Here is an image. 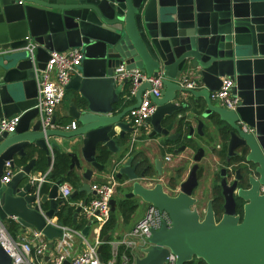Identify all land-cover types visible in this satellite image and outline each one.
<instances>
[{"label": "water", "instance_id": "water-1", "mask_svg": "<svg viewBox=\"0 0 264 264\" xmlns=\"http://www.w3.org/2000/svg\"><path fill=\"white\" fill-rule=\"evenodd\" d=\"M17 1L0 0V119L21 113L14 131L0 133V177L6 161L17 169L7 183L0 181V223L13 218L24 229L40 231L50 244L61 236V229L49 220L63 204L56 200L62 181L54 182L46 194L40 189L37 193L26 180L35 160H25L37 147L46 153L49 164L50 148L58 146L47 138L58 136L66 146L80 147L81 158L98 171L104 168L96 159L98 148L116 153V177L121 180L124 197L136 198V205L143 201L169 214L171 227L162 224L152 229L147 243L137 248L133 264H165L169 252L176 255L177 264L193 259L204 264H264V192L259 193V185H264V0ZM28 44H35L32 53L25 48ZM75 46L82 49L83 58L66 89L77 91L79 100L72 98L66 116L75 119L78 126L74 130H42L33 107L35 69L44 68L49 52ZM120 64L147 75L162 72L161 96L150 94L156 109L147 119L152 126L149 137L182 142L173 150L175 153L192 143L194 133L204 135L206 122L217 130L221 123L228 127L224 140L227 160L236 158L255 173V178H250L251 188L238 189L237 196L245 201L241 220L234 215L236 181L227 184L225 167L219 171L222 216L215 219L212 200L207 202L203 216L197 210L192 193L205 154L202 147L195 149L193 164L175 194L165 192L160 182L151 187L142 184L152 177L143 167L144 159L134 161L135 153L126 154L127 133L133 130L127 112L139 105L150 84L142 82L134 103L122 107L121 92L127 80L118 82L113 77ZM186 72L194 76L199 87L189 89L180 84ZM221 77L234 80L232 93L239 98L234 110L209 98L220 87ZM177 92L204 98L206 108L201 114L188 111L195 126L188 119L183 123L180 117L175 118L183 107L177 102ZM114 128H119V145ZM68 154L69 169L79 168L78 155ZM84 172L83 177L89 179L92 170ZM47 200L49 206L43 209ZM115 207L116 200L111 198L110 211ZM80 209V205L74 209L73 224ZM81 233L85 235L84 230ZM107 238L105 235L102 239ZM100 250L99 245L98 258L103 262ZM0 264H11L1 246Z\"/></svg>", "mask_w": 264, "mask_h": 264}, {"label": "built area", "instance_id": "built-area-1", "mask_svg": "<svg viewBox=\"0 0 264 264\" xmlns=\"http://www.w3.org/2000/svg\"><path fill=\"white\" fill-rule=\"evenodd\" d=\"M17 2L21 3V0ZM34 45L28 44L25 48L32 53ZM82 58L83 51L77 46L63 51H51L49 52V59L45 63L44 68L35 69L37 92L33 107L37 109V118L40 121L42 130L47 128L74 130L77 128V121H71L65 125L55 124L52 122V116L54 115L56 107L61 103L65 94L66 85L77 71ZM113 77L118 82L124 79L127 80V92L122 97L126 99L134 97L138 86L142 82H148L150 84V88L143 91L139 105L127 112V120L133 127L131 141L134 142L137 139L138 128L145 124L156 109V104L152 102L150 94L155 97L161 96L164 76L162 72H158L157 75H147L138 68H127L124 64H120L115 68ZM220 80L221 85L217 90L210 93V100L228 110L236 109L239 105V98L232 93L234 80L230 77H221ZM180 84L189 89L199 87L198 82L187 74L181 77ZM20 115L21 113L1 118L0 133L3 131H14L19 122ZM172 157L173 154L169 153L165 155L164 159L169 162ZM16 171L17 169L12 168L9 161H6L0 181L7 183ZM48 175L49 171H45L39 176H31L29 178L31 184L35 186L34 190L37 193L42 183L48 181ZM118 185L119 182L114 178H110L102 183L92 184L90 186V189L93 191L92 198L87 202L79 203L82 215L84 217H90L96 214L102 226L109 217L110 199L113 198ZM263 192L264 185H261L260 193ZM70 194L71 189L69 186L62 183L58 186V197L62 201L66 200ZM49 222L62 231L61 236L56 237L52 244L36 229L32 230L31 236L28 238L22 237L16 239L10 234L5 224L0 223V246L9 255L11 264H43L44 258L47 256L51 257L50 262L47 264H114V259L109 260L107 263L99 261L97 247L102 243L99 237H96L93 242H90L74 227L65 225L59 221L49 220ZM171 223V218L165 210H160L148 204L144 215L134 224L132 229L124 234L121 239L112 243L113 255L117 256L120 247H122L124 252L121 254L120 263L133 264V261H131L125 251L128 250L132 256L138 247L144 246L147 243L152 229H159L162 224L166 228H169L171 227ZM74 236L81 238L83 249L68 260L67 249L72 247ZM53 251H55V254ZM176 259V255L169 252L165 264H177ZM195 260L193 259L191 264H197Z\"/></svg>", "mask_w": 264, "mask_h": 264}, {"label": "crops", "instance_id": "crops-1", "mask_svg": "<svg viewBox=\"0 0 264 264\" xmlns=\"http://www.w3.org/2000/svg\"><path fill=\"white\" fill-rule=\"evenodd\" d=\"M69 48H71V47H69ZM188 73L189 72L182 74L181 77L185 76V74L188 75ZM192 78L195 79L194 76ZM126 89H127V87L124 90H122V92H121L122 97L125 95ZM177 97H179L177 102H180V104H182L183 107L175 113L176 114L175 118L180 117V119L183 121V123H184L185 119H188L187 121L189 122V124H192L195 126L196 121L191 119V117L188 115L189 114L188 111L193 110L195 113H197V115L201 114V112L206 108V102H205L204 98L203 97L195 98L190 94L183 95L180 92H177ZM72 98H76V101L79 100V95H78L77 91H74L73 89H66L61 103L56 107V109L54 111V115H55V122L54 123L55 124L63 123L62 125H65V124L70 123L71 121H76L75 119L66 116V113L68 111V106H69ZM123 99H124V101L126 100V102H122V104H123L122 107H124L128 104H132L135 101L134 97H131L129 99H126V98H123ZM32 123H33V120L30 122V126L32 125ZM165 123H168V120ZM221 124H222V126L225 125L224 123H221ZM220 127H221V125H220ZM205 129L209 130L217 138V142L214 145V148L213 149H212V147L209 148L208 158H209V160H212L213 166L215 165V170L217 168L216 173H218L220 171V169L222 168L220 162L223 163V162H227L229 160V159L227 160V148H226V146H224L225 145L224 140L221 138V135L219 133V129L217 130L213 126H210L209 124H207V122L205 123L203 130L205 131ZM114 131H115L114 138L117 140V142H118L117 144L119 145L121 143V139H119V137H118L119 128H114ZM151 131H152L151 123L147 120L144 125H142L138 128L137 135H136L137 139L134 142L131 141V132L127 133V144L129 145V147L127 148L126 154H127V156H129L132 153H135L134 161H136L140 158L144 159L143 160L144 161L143 167L144 166L147 167L148 176L152 177L151 179L142 180V184L145 187H151L152 185H154V183L160 182V183H162L163 190L165 192H167L170 195L175 194L177 192V188L179 186V183L182 181V179L179 178L180 173H178L174 176L168 177V178L164 177L165 179H163V177L160 176L161 175L160 174L161 169L166 164H168L171 167L173 165H176V164L177 165L182 164V165L186 166V172H185V175H186V173H188L187 171H189L190 167L193 164L192 156H193V153L195 152V149H193V147L190 144V145L186 146L185 149H183L182 151L175 153L173 150L175 148H177L178 146H180L182 144V142L170 143V142H165L163 139H160L159 137H149V134ZM195 136H197V134L194 133L193 138ZM75 139L76 138H74L73 140H75ZM47 141L48 142L54 141L58 146V148H50V157H51L50 163L47 164L46 153L43 150H40L39 148L34 147V149L31 150L30 154L25 159L26 161L30 158H33L35 160L33 170L31 171L30 175L28 176V178L26 180H29V178L31 176H39L40 174L44 173L45 171L50 172V170L52 168V163L54 160V153L55 152H60V153H64V154H68L69 152H75L80 159V167L79 168L74 167L71 170L69 169L70 156L68 154L69 163L67 166V170L70 174L65 173V175H64L65 178L62 180V184H66L67 186L70 187L71 193L73 191L77 190L76 194H74L72 197L68 196V198L66 199L67 205L73 207V213H74V209L76 208V206L79 205L80 202H82V203L87 202L90 198H92L93 191L90 189V186L92 184L102 183V182L107 181L110 178L116 179L119 183L121 182V180H119L116 177V173L118 171L117 170L118 165H116V162L119 160L118 155L116 153L110 152L105 148L109 152V154H108L109 156L105 162H99L98 161L100 164L104 165V168L102 169V171H98L95 168H93L89 163L85 162L81 158L80 147L76 148V147L66 146V144H64L63 139L61 137H58V136H50L47 138ZM167 146H169V147H167ZM223 150L226 153L225 158L224 157L221 158L218 155V152H222ZM169 153L173 154V157H172L171 161L167 162V161H165L164 157H165V155H167ZM23 163H25V161ZM200 166L201 165L199 164V167ZM178 168H179V172H180L182 170V167L180 166ZM44 169H46V170H44ZM86 169L92 170V174H91L89 179H85L83 177V174L85 173L84 171ZM141 169H142V167L140 168V170ZM202 169H203V167H202ZM213 170H214V167H213ZM183 172H184V168H183ZM214 178H215V176L213 177V179ZM172 179L178 180L177 186H175V188H173L170 185V180H172ZM46 182H44V183H46ZM44 183H42V185ZM42 185H41V187H42ZM84 185H87V188H84ZM46 193H41V194H46ZM124 193H125V190L122 189L120 184H119L116 187L115 194L113 195V198H115V200H116V207H115L114 211H110V212H117L116 225H115V228H114L112 235H111L112 238L109 242L110 251H111V258L109 260L114 259V264H121L120 263L121 259L118 260L117 256L113 255L112 243L121 239L124 236V234H126L127 232H129L132 229L134 224H136L142 218V216L144 215L146 208L148 206V203L143 202V201H140L137 205L134 204V202L137 199L136 198H125ZM123 198L131 199L132 203L134 205L133 211L126 217L123 216V214L117 210V200L123 199ZM56 200L62 201L59 197ZM48 206H49V201L47 200L42 205V208L47 209ZM60 208H61V205L58 206V210ZM7 220H13L16 224V229L12 232L10 231V234L14 238L20 239L22 237L28 238L29 236H31V232H32L33 228L24 229V227L21 226L20 224H18L13 218H7ZM50 220L59 221V217H58L57 212L52 218H50ZM72 220H73V214H72V219H71L70 224H65L63 222L62 223L65 225L71 226V227L76 226L74 228L79 230L80 233H81V231L84 230L85 235H83L82 233H81V235L84 236L90 242H93V240L96 237L100 238L99 235H100L101 224H100L99 218L96 214H94L90 217H84L82 215V213L79 211L77 214V217H76V223L75 224L72 223ZM55 239H56V237L53 239V242L55 241ZM102 242H104L103 239H102ZM53 245H51V246H53ZM82 249H83V244H82L81 238L79 236H74L72 247L70 249H67V253H68L67 259L70 260L71 257L77 255ZM119 251H120V249H119ZM53 253L55 254V251H53ZM136 254H138V251L134 252V254L131 257V261H133L134 256ZM50 259H51V257H48V256L45 257L43 264L49 263ZM103 263H105V262H103Z\"/></svg>", "mask_w": 264, "mask_h": 264}, {"label": "trees", "instance_id": "trees-1", "mask_svg": "<svg viewBox=\"0 0 264 264\" xmlns=\"http://www.w3.org/2000/svg\"><path fill=\"white\" fill-rule=\"evenodd\" d=\"M125 92H127V89L125 90ZM128 101V100H127ZM122 102H126V100L124 101V99L122 98L121 99V106L123 105ZM63 124V123H61ZM227 132H228V127L226 125H223L221 124V127L219 126V133L221 135V138L223 140L226 139L227 137ZM225 146V145H224ZM109 152L103 148V147H99L98 150H97V156H96V159L97 161L99 162H105L108 158V155ZM218 155L221 157V158H225L226 156V153L225 151L223 150L222 152H218ZM233 159V158H232ZM235 160V159H233ZM68 163H69V156L68 154H64V153H60V152H55L54 153V160H53V163H52V168L49 172V175H48V181L46 183H44L40 189V192L41 193H46L48 190H49V187L54 183L56 182L57 180H63L65 177V173L67 174H70L67 170V166H68ZM46 170V169H44ZM43 170V171H44ZM202 167L200 166L198 168V178L200 177L201 173H202ZM218 179V173L215 174V178L213 179V181H217ZM177 182L178 180L177 179H172L170 180V185L175 188V186H177ZM215 202L213 203V207H215ZM134 209V205L132 203V200L131 199H118L117 200V210L119 212H121L123 214V216H128ZM217 212V210H216ZM57 214H58V217L59 219L65 223V224H70L71 223V219H72V214H73V207L71 206H68L67 205V201L66 200H63V204L61 205V208L57 211ZM116 215H117V212H110L109 214V217L108 219L106 220V222L101 226V229H100V238L102 240V238L105 236V235H108V239L107 241H104L101 243V250H100V254H101V257H102V260L103 262H107L110 258H111V251H110V245H109V242L112 238V232L115 228V225H116ZM4 224L6 225V227L8 228L9 232L11 231H14L16 229V224L13 220H5L4 221ZM76 227V226H74ZM122 252H124L123 248L120 247V251L117 255V259L119 260L120 257H121V254ZM125 253L127 254L128 257H130L131 259V254L130 252L127 250L125 251ZM196 261V260H195ZM198 263L197 264H202V261L200 259H197ZM186 264H191V261L190 262H187Z\"/></svg>", "mask_w": 264, "mask_h": 264}, {"label": "flooded vegetation", "instance_id": "flooded-vegetation-1", "mask_svg": "<svg viewBox=\"0 0 264 264\" xmlns=\"http://www.w3.org/2000/svg\"><path fill=\"white\" fill-rule=\"evenodd\" d=\"M230 159L227 162L221 163V166L225 167V169H226L227 184L231 185L233 181H236L235 191H234V200H235V206H234L235 213H234V215H237L239 217V220H241L242 216H243V205L245 204V201H243L242 199H240L237 196L238 189L248 190L249 188H251L252 183H251L250 178L254 179L255 173L253 171V168L246 169L242 164L238 163L239 162L238 159H236V158H235V160H233L232 158H230ZM237 170H239V171L237 172ZM235 178H237V179L235 180ZM198 180H199V178H198ZM219 183H220V175L218 172L217 181H213L212 196H211V198L208 199V201L212 200V205L215 202L216 206L213 207V209L215 212V219L216 220H219L220 217L222 216L223 212H224V208H223L224 197L222 195V188H221ZM260 189H261V185H259V193H260ZM198 202L199 201L196 200V208L200 212L201 216H203V212L206 209V205L204 208H200V205H198ZM207 202H206V204H207ZM216 210H217V212H216ZM196 263H198L197 259H196ZM202 264H204V263L202 262Z\"/></svg>", "mask_w": 264, "mask_h": 264}, {"label": "rangeland", "instance_id": "rangeland-1", "mask_svg": "<svg viewBox=\"0 0 264 264\" xmlns=\"http://www.w3.org/2000/svg\"><path fill=\"white\" fill-rule=\"evenodd\" d=\"M216 142H217L216 136L213 133H211L209 130L205 129L204 135L195 136L191 143V146L193 147V149L202 147L205 150L204 157L199 162V164L203 167V171H202L201 176L199 177L198 186L194 189L192 193V195L193 196L195 195L194 197L199 201L198 205H200V208H204L206 205V202L212 196V191H213L212 189L213 180L212 179L216 174L217 168L215 170V165L213 166L212 160H209L208 152H209V148L214 146ZM180 166L182 167V170L179 172L178 167ZM213 167H214V170H213ZM183 168H184V172H183ZM185 172H186V166L182 164H179V165L176 164V165H173L172 167L166 164L164 165V167H162L160 176L163 177V179H165L164 177L168 178V177H171V176H174L180 173L179 178L183 180L187 176V173L185 175Z\"/></svg>", "mask_w": 264, "mask_h": 264}]
</instances>
